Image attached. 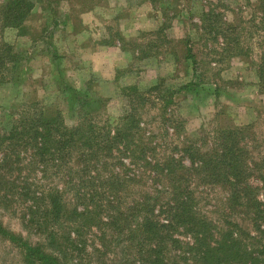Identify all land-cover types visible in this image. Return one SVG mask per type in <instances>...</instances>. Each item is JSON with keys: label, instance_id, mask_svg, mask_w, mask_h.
Returning a JSON list of instances; mask_svg holds the SVG:
<instances>
[{"label": "trees", "instance_id": "trees-1", "mask_svg": "<svg viewBox=\"0 0 264 264\" xmlns=\"http://www.w3.org/2000/svg\"><path fill=\"white\" fill-rule=\"evenodd\" d=\"M32 8L30 0H8L3 26L21 29ZM205 23L215 28L211 38L221 39L223 53L243 54L236 26ZM15 56L0 51V86ZM182 58L195 71L190 46ZM257 72L262 80L264 60ZM162 86L160 79L143 91L122 87L115 123L89 110L67 126L58 109L32 101L10 127L0 124V206L18 205L22 226L43 237L31 243L0 222V236L21 250L24 264L87 258L85 230L100 233L96 252L112 241L121 246L123 264H264V158L257 163L251 156L248 126L171 141L181 128L170 108L174 94L195 91L198 83L165 88L169 94ZM200 186L206 194L225 191L221 205H212L215 218L199 205ZM233 212L248 217L251 230L232 221Z\"/></svg>", "mask_w": 264, "mask_h": 264}, {"label": "rangeland", "instance_id": "rangeland-1", "mask_svg": "<svg viewBox=\"0 0 264 264\" xmlns=\"http://www.w3.org/2000/svg\"><path fill=\"white\" fill-rule=\"evenodd\" d=\"M7 1L0 0V51L16 53L17 60L8 63L0 86L3 127H10L32 101L58 109L67 126L89 110L115 123L125 102L122 87L143 91L161 79L169 94L166 89L175 91L193 80L195 91L174 94L170 108L181 128L171 141L246 125L250 154L257 163L263 160L264 77L260 80L257 71L264 60V0H30L32 11L19 30L3 26ZM208 20L236 26L243 54L223 53L221 39L211 38L209 29L215 28L208 27ZM185 46L195 54V71L182 58ZM224 192L216 188L197 194L209 216H217L210 211L213 204L221 205ZM18 211V205L0 206L2 225L31 243L42 242L41 235L22 226ZM229 218L251 230L243 214L233 212ZM85 232L90 255L76 264H123L127 255L121 246L112 241L107 250L96 252L100 233ZM0 264H24L21 250L1 236Z\"/></svg>", "mask_w": 264, "mask_h": 264}]
</instances>
